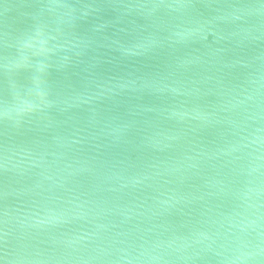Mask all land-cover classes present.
Segmentation results:
<instances>
[{
  "label": "water",
  "instance_id": "1",
  "mask_svg": "<svg viewBox=\"0 0 264 264\" xmlns=\"http://www.w3.org/2000/svg\"><path fill=\"white\" fill-rule=\"evenodd\" d=\"M0 264H264V0H0Z\"/></svg>",
  "mask_w": 264,
  "mask_h": 264
}]
</instances>
